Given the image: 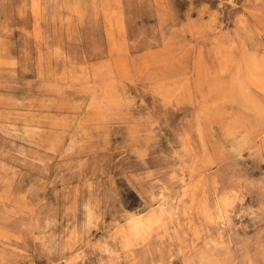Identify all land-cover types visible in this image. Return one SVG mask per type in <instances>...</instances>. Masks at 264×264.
Instances as JSON below:
<instances>
[{
    "label": "rangeland",
    "instance_id": "1",
    "mask_svg": "<svg viewBox=\"0 0 264 264\" xmlns=\"http://www.w3.org/2000/svg\"><path fill=\"white\" fill-rule=\"evenodd\" d=\"M0 264H264V0H0Z\"/></svg>",
    "mask_w": 264,
    "mask_h": 264
},
{
    "label": "crops",
    "instance_id": "2",
    "mask_svg": "<svg viewBox=\"0 0 264 264\" xmlns=\"http://www.w3.org/2000/svg\"><path fill=\"white\" fill-rule=\"evenodd\" d=\"M147 225L148 224H146V223H142V225H140L141 227H139L138 225L135 224V226H133V229L136 231V233H139L140 234V232L142 230L148 228Z\"/></svg>",
    "mask_w": 264,
    "mask_h": 264
},
{
    "label": "bare ground",
    "instance_id": "3",
    "mask_svg": "<svg viewBox=\"0 0 264 264\" xmlns=\"http://www.w3.org/2000/svg\"><path fill=\"white\" fill-rule=\"evenodd\" d=\"M145 230V229H144ZM144 230H142L141 232H143Z\"/></svg>",
    "mask_w": 264,
    "mask_h": 264
}]
</instances>
